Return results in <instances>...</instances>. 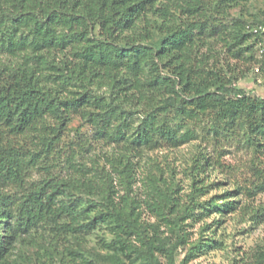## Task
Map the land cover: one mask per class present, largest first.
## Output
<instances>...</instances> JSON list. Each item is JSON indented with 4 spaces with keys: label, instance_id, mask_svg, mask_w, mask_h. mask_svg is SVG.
<instances>
[{
    "label": "trees",
    "instance_id": "obj_1",
    "mask_svg": "<svg viewBox=\"0 0 264 264\" xmlns=\"http://www.w3.org/2000/svg\"><path fill=\"white\" fill-rule=\"evenodd\" d=\"M160 1L0 0V222L6 223L9 233L0 236V264L6 260L13 242L25 233L47 232L53 238L84 235L98 228L101 221L111 220L123 231L127 227L128 204L121 205L116 200L114 189L106 187L101 201L67 198L73 188L84 187L92 192L87 180L91 170L79 163L75 148L69 147L66 152L60 145L73 114L90 115L96 120L97 115L87 110L89 107L106 111L107 116L98 121L103 138L123 146L128 161L130 151L143 154L163 143L177 146L198 138L194 126L181 132V124L171 126L154 120L144 121L131 135L128 125L121 123L111 136L112 124L120 119V114L112 101L90 94L94 84L111 87L122 101L138 96V100L155 103L159 109H167L163 103L168 104V94L172 101L179 100L188 125L205 114L212 115L206 132L215 145H219L223 135L237 134L236 142L264 155V98L227 86L232 83L231 78L189 55L197 40L205 44L202 38L215 37L228 46L232 58L258 63L264 70V49L259 59L255 44H246L255 37L264 41V32L253 30L264 26V21L255 22L247 30L238 23L231 29L230 24L210 20L204 0H163L169 5L159 8L156 4ZM172 5L188 22L186 28L162 38L160 48L155 50L134 40L122 44L117 37L115 31L124 20L131 26L135 18L150 11L166 17ZM174 54L178 59L171 66V74L161 75L156 56L162 59ZM149 59L153 61L152 76L143 83L138 77ZM227 66L232 70L229 63ZM123 69H128L135 79L129 88L117 84L116 74ZM59 169L66 170L65 175ZM193 189L189 201L184 206L177 202L179 206L170 216L165 213L166 205L150 204L161 222L173 226L175 241L168 246L163 240L148 236L149 249L140 254L145 253L149 263L155 264L152 254L157 251L164 253L170 264H176L175 250L185 242L181 231L189 219L197 222L211 211L227 213L235 208V202H223L225 196L218 205L216 201H200L203 186ZM123 200L127 202V197ZM84 219L88 220L81 223ZM120 243L116 240L112 245L122 249ZM212 243H216L212 238L206 243L193 242L180 264L193 260ZM261 253L264 261V251Z\"/></svg>",
    "mask_w": 264,
    "mask_h": 264
},
{
    "label": "rangeland",
    "instance_id": "obj_2",
    "mask_svg": "<svg viewBox=\"0 0 264 264\" xmlns=\"http://www.w3.org/2000/svg\"><path fill=\"white\" fill-rule=\"evenodd\" d=\"M204 1L213 22L219 20L231 26L238 23L247 30L255 22L264 21V0ZM167 4L161 0L156 6L163 8ZM142 16L135 18L131 26L124 20L117 28L115 33L122 44L134 40L136 44H149L156 50L160 48L162 38L186 28L188 22V18L175 5L169 6L166 17L154 11ZM95 34H98V30ZM202 39L205 44L197 40L189 51L193 60H203L207 67L217 69L225 78H231L233 81L227 86L264 98V70L260 64L232 58L228 46L219 38ZM252 43L260 59L264 41L255 37L246 44ZM245 56L250 57V54ZM177 59L178 55L175 54L162 59L156 56L155 62L160 74H171V66L176 64ZM152 62L149 59L143 63L144 71L138 77L143 83L152 76ZM116 80L117 84L129 88L135 79L128 69H123L116 74ZM90 89V94L103 96L106 102L112 101L117 106L120 119L112 124L111 136L117 132L121 123L128 125L131 135L144 121L154 120L160 123L166 121L171 126L181 124V132L190 125L194 126L198 138L177 146L163 143L143 154L130 151L128 161L123 146L103 138L98 121L107 116L106 111L89 107L87 110L97 115L96 120L90 115L84 117L73 114L60 145L66 152L75 148L79 163L91 170L87 180L92 184V192L84 187L73 188L67 198L101 201L104 195L101 192L106 187L114 189L116 200L121 205L128 204L125 209L127 227L123 231L122 227L111 220L101 221L98 228L84 235L67 234L65 237L53 238L47 232L25 233L13 242L3 264H152L145 259V253L140 254L142 250L146 252L149 249L148 236L152 239L157 237L171 246L175 234L173 226L161 222L151 209L166 205L165 213L170 216L173 209L189 201L193 188L202 186L204 194L199 197L200 201H216L218 205L225 196L223 202H235V208L227 213L211 211L197 222H191L192 219L186 221L187 225L181 231L185 242L175 250V263L180 264L187 257L188 248L193 242L201 240L206 243L212 238L216 243H212L211 247L205 248L203 253L186 264H264L260 259L264 251V155L240 141L236 142L237 134L223 135L219 145H215L210 139L211 135L206 132L212 115L205 114L201 120L191 121L188 125L189 121L182 115L179 100L172 101L168 94L165 96L168 104L163 103L167 109H159L155 103L138 100V96L130 101L117 99L111 87L100 88L94 84ZM122 129L127 130L125 127ZM59 171L62 175L66 173L63 169ZM122 196L127 197V202ZM6 235L9 233L6 231V223L2 221L0 236ZM116 240L121 241L119 245L123 243L122 249L114 248L112 244ZM152 255L155 264H170L164 253L155 251Z\"/></svg>",
    "mask_w": 264,
    "mask_h": 264
},
{
    "label": "built area",
    "instance_id": "obj_3",
    "mask_svg": "<svg viewBox=\"0 0 264 264\" xmlns=\"http://www.w3.org/2000/svg\"><path fill=\"white\" fill-rule=\"evenodd\" d=\"M259 29H260L262 32H264V26H263V25H259L257 28L255 27L253 30H254V32H258Z\"/></svg>",
    "mask_w": 264,
    "mask_h": 264
}]
</instances>
